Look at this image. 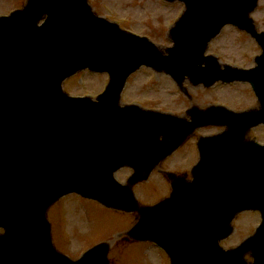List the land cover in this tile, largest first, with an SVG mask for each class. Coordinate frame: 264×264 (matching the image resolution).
Wrapping results in <instances>:
<instances>
[{
  "label": "water",
  "instance_id": "95a60500",
  "mask_svg": "<svg viewBox=\"0 0 264 264\" xmlns=\"http://www.w3.org/2000/svg\"><path fill=\"white\" fill-rule=\"evenodd\" d=\"M186 11L172 32L173 47L160 52L144 37L92 15L86 0H27L0 18V264H107L105 244L77 261L51 243L45 213L61 195L76 191L115 208L136 207L130 185L176 149L196 127L226 125L203 138L201 159L189 183L176 180L170 197L139 208L136 239L163 245L172 264H264V146L244 133L264 123V31L247 13L256 0H183ZM46 14L44 22H37ZM249 31L262 47L257 66L242 70L204 60L209 40L225 23ZM141 64L181 82L251 83L261 107L234 113L221 107L191 109V122L170 114L120 106L128 75ZM107 71L109 83L97 101L67 96L62 81L78 69ZM128 165L129 186L113 178ZM258 208L262 223L239 247L223 251L233 215Z\"/></svg>",
  "mask_w": 264,
  "mask_h": 264
},
{
  "label": "rangeland",
  "instance_id": "374dc122",
  "mask_svg": "<svg viewBox=\"0 0 264 264\" xmlns=\"http://www.w3.org/2000/svg\"><path fill=\"white\" fill-rule=\"evenodd\" d=\"M22 3L23 0H0V14ZM89 3L97 14L118 22L121 27L132 28L148 36L162 50L171 44L166 35L167 23L172 22L182 8V3L178 1L168 3L163 0H89ZM251 16L256 29L263 30L264 0H259ZM207 51L217 55L223 62L250 67L261 49L248 34L228 25L211 40ZM107 80V74L84 71L64 80L62 87L70 95L95 96ZM183 87L185 92L179 90L165 73L141 67L128 77L121 94V103L134 102L142 107L169 111L185 117L190 107L204 109L216 102L228 104L235 109L257 107L253 92L242 82H235L230 86L216 83L206 88L193 85L186 79ZM222 129L223 127L206 126L193 131L179 149L153 169L146 181L132 186L138 203L153 204L169 195L170 187L166 181L169 179L164 174L167 172L165 170L180 173V176L189 179V169L196 157L193 144L198 136L215 134ZM246 136L264 143V125L252 128ZM131 173L132 169L122 168L116 172L115 177L125 183ZM138 217L137 210H113L96 201L72 194L64 196L47 210V219L52 225V243L59 252L71 259L78 258L94 243L104 242L108 245V264H169L166 254L158 247L135 241L129 235V230ZM258 222L257 212L237 214L232 222V234L221 245L224 248L237 245L253 232ZM245 258L252 260L249 254Z\"/></svg>",
  "mask_w": 264,
  "mask_h": 264
}]
</instances>
